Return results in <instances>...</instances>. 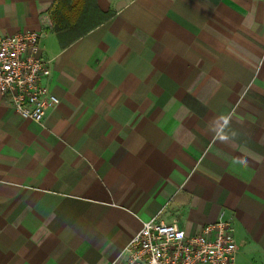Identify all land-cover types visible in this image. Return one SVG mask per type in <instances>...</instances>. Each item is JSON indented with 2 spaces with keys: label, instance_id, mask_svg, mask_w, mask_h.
I'll list each match as a JSON object with an SVG mask.
<instances>
[{
  "label": "crops",
  "instance_id": "0c3cea01",
  "mask_svg": "<svg viewBox=\"0 0 264 264\" xmlns=\"http://www.w3.org/2000/svg\"><path fill=\"white\" fill-rule=\"evenodd\" d=\"M58 2L0 0L60 99L41 122L0 99V264H118L155 216L229 220L264 264V0H92L62 34Z\"/></svg>",
  "mask_w": 264,
  "mask_h": 264
},
{
  "label": "built area",
  "instance_id": "2783aa9c",
  "mask_svg": "<svg viewBox=\"0 0 264 264\" xmlns=\"http://www.w3.org/2000/svg\"><path fill=\"white\" fill-rule=\"evenodd\" d=\"M40 38L36 31L0 35V99L36 122L60 103L48 85L51 60L44 56ZM234 232L231 221L219 219L187 234L177 223L155 216L131 238L118 264H236Z\"/></svg>",
  "mask_w": 264,
  "mask_h": 264
},
{
  "label": "trees",
  "instance_id": "16d2710c",
  "mask_svg": "<svg viewBox=\"0 0 264 264\" xmlns=\"http://www.w3.org/2000/svg\"><path fill=\"white\" fill-rule=\"evenodd\" d=\"M91 1L92 0H59L55 11L57 33L62 34L67 31L77 32L76 29L79 21L88 18L90 15L89 10L92 7L90 4Z\"/></svg>",
  "mask_w": 264,
  "mask_h": 264
},
{
  "label": "rangeland",
  "instance_id": "374dc122",
  "mask_svg": "<svg viewBox=\"0 0 264 264\" xmlns=\"http://www.w3.org/2000/svg\"><path fill=\"white\" fill-rule=\"evenodd\" d=\"M79 29H80V28H77L76 31L79 32V31H80Z\"/></svg>",
  "mask_w": 264,
  "mask_h": 264
}]
</instances>
